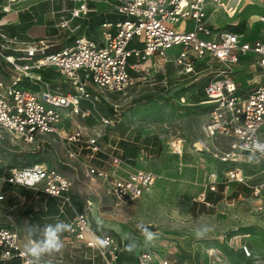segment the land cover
Returning <instances> with one entry per match:
<instances>
[{
    "label": "built area",
    "instance_id": "1",
    "mask_svg": "<svg viewBox=\"0 0 264 264\" xmlns=\"http://www.w3.org/2000/svg\"><path fill=\"white\" fill-rule=\"evenodd\" d=\"M23 1L27 0H0V140L25 147L35 145L34 150L39 151L45 149L42 138L52 136L67 141L71 157L86 148L94 155L101 151L98 138L103 133L99 132L114 126L117 120L100 114L103 129L98 132L82 123L93 115L92 109L83 103H90L94 108L98 102L108 103L115 106L114 117H119L121 113L108 95L125 94L135 80L150 76L152 65L173 63L183 74L194 75L197 64L204 62L211 74L200 89L202 99L196 103L210 107L203 128L204 139L195 146L224 163L241 164L227 168L228 181L247 185L255 196L261 194L264 153L257 152L255 144L264 143V12L254 15L250 25L245 21L246 29L241 33L229 28L241 22L242 4L253 2L113 0L114 10L108 14L115 18L108 19V14L104 13L97 33L89 37L77 34L80 28L77 22L98 12L90 3H107L108 0H32L33 3L25 6ZM55 1L73 4L70 9L52 8L50 12V20L58 13H66L54 26L58 31L72 32L71 44L52 51L54 45L49 43L48 36L21 41L3 32L2 27L12 24L8 18L13 12L19 18L20 13L31 11L40 3ZM221 10L226 16L223 26L211 21V16ZM218 18L223 20V15L219 14ZM136 37L141 48H129ZM172 49L177 52L170 55ZM131 57L135 58L132 63ZM160 82L165 84L166 77ZM199 92L196 89L193 96ZM186 101L181 97L182 103L189 104ZM221 140L228 143V149L220 153L211 151ZM176 143L181 148V141L171 144L174 152H179ZM104 154L106 158L100 159L101 166L85 163L84 180L89 191L83 200L78 198L73 178L55 167L34 163L0 167V202L6 198L7 192L2 191L5 183L56 199L59 212L64 215L62 221L70 226L67 234L60 238L63 248L71 249V258L78 257L80 250L87 264H122L121 256L127 252L126 242L115 233L105 232L108 228L96 222V211L110 214L114 219L122 212L131 211L151 190L158 176L144 169H127L124 173V161L119 156ZM250 155L259 163L250 161ZM248 166L257 168L258 179L252 185L244 174ZM100 189L108 203L95 202L96 197L103 198L98 193ZM208 189L215 191V185ZM7 218L9 226L0 227L1 262L82 264L70 263L62 254L52 257L44 253L38 259L24 255L26 245L40 240L22 233L15 220L11 216ZM104 239L107 244L100 243ZM170 247L149 242L140 247L135 264H189L179 255L174 256ZM240 250L244 256H252L248 245H241ZM202 251L199 249V254ZM203 253L208 264H228L214 246H208Z\"/></svg>",
    "mask_w": 264,
    "mask_h": 264
},
{
    "label": "rangeland",
    "instance_id": "2",
    "mask_svg": "<svg viewBox=\"0 0 264 264\" xmlns=\"http://www.w3.org/2000/svg\"><path fill=\"white\" fill-rule=\"evenodd\" d=\"M250 2L254 4H242L239 15V20L247 21L249 25L254 21V15L264 12V0ZM22 3L25 6L33 1ZM72 6V3L55 1L53 4L40 3L32 8L44 13L52 8L62 10ZM95 8L98 12L87 16L88 23L94 24L99 15L111 13L114 10L113 0L107 3L99 1L95 3ZM224 13L223 10L215 12L211 21L219 26L225 25ZM65 14H56L51 22H48L50 13L43 15L46 22L40 20L42 23L31 28L29 33L33 37L48 35L46 38L54 45L51 50L61 49L63 44L73 38L69 30L58 31L54 26L55 21ZM219 14L223 15V20L218 18ZM12 15L8 18L9 23L16 24V15L14 12ZM83 22H77L76 25H80L77 34ZM254 25L256 28L257 24ZM97 29L98 26L93 33H97ZM134 47L141 48L137 37L129 45V48ZM176 52L177 49H172L169 54ZM129 61L132 63L135 58L131 57ZM152 69L150 76L135 80L125 94L108 95L109 101L117 106L121 115L116 118L114 126L105 131L99 132L103 129L99 115L113 118L111 107L102 101L96 103L95 108L90 103H83L92 109L93 115L82 123L103 133L98 138L101 148L99 153L93 155L86 148L71 157L67 141L52 136L42 138L45 149L39 151L34 150L35 145L25 147L9 140H0V167H23L34 163L55 167L76 181L78 198L83 200L89 191L84 180L85 163L101 166V155H117L124 161V173L127 169H144L158 174L154 186L132 206V210L115 217L119 229L113 233L125 242L129 240V246H132L131 250L127 249V261L135 260L141 246L157 242L159 245H171L174 256L179 255L182 261L189 264H208V258L203 253L208 246L218 248L228 264H264V190L255 196L247 185L228 181L226 170L241 164L224 163L210 152H203L195 146L204 139L203 128L208 119L210 106L196 102L202 99L200 89L211 74L210 69H206L204 62L197 64L194 75L183 74L173 63L152 65ZM160 74L166 77L165 84L158 79ZM196 89L200 92L193 96ZM181 97H185L189 104L182 103ZM175 141H181L179 152H174L171 145ZM197 146L200 147V144ZM215 146H212L211 151L220 153L228 149L225 140L217 141ZM72 151H75L74 147ZM256 171L257 168L253 166L244 169L251 185L257 182ZM210 185H215V194H221L220 186H224L221 194L223 198L217 203L203 201V196L211 192L208 189ZM5 197V202L0 205V216H11L22 233L41 241L45 238V229L57 224L54 218L45 217L46 198L38 196L34 190L11 187ZM102 197L94 198L95 202L108 203L105 193ZM211 209L213 212L208 213ZM145 226L152 227V240H147L146 235H138L143 233L141 227ZM205 227L209 231L203 238H198L196 231ZM241 245H248L252 249V256H244ZM199 249H203L200 254ZM69 251V248H62L59 252L46 254L54 257L61 253L67 259Z\"/></svg>",
    "mask_w": 264,
    "mask_h": 264
},
{
    "label": "trees",
    "instance_id": "3",
    "mask_svg": "<svg viewBox=\"0 0 264 264\" xmlns=\"http://www.w3.org/2000/svg\"><path fill=\"white\" fill-rule=\"evenodd\" d=\"M90 7L91 8H95V4L94 3H90ZM50 11L47 10L48 13H50ZM47 12L41 13L39 10H35V8L34 9L32 8L31 11H26V12L20 13V15H19L20 23L10 24V25L4 26V27H2V30L9 37L17 36V38L19 40H21V41L30 40L31 39V36H30V33H29L30 29L33 28L36 25L41 24L43 21H45V18L43 17V15L48 14ZM90 14H92V13H90ZM101 16L102 15H99L97 22L94 23V24L93 23H88L87 20H84V22L82 24L81 31L78 34L79 35L86 34L89 37H93V34H94L93 32H94L95 27L99 26L100 23H101V19H100ZM1 17H2V14L0 13V18ZM107 18L112 20L115 17L113 15H111V14H108ZM48 22H51V20L48 21ZM230 27H232V29H231L232 31L237 32V33H241V32H243L246 29V23H245V21H241V22H239L238 25L230 26ZM55 35H53V36H55ZM73 41H74V37L70 38L67 41V43L63 44L60 48H63L66 45L71 44ZM164 77L165 76L163 74L158 75V79L160 81H162L164 79ZM106 104H108V103H106ZM108 106H109V108L111 107L110 109H111L113 118L114 119L118 118V117H114V115H115L114 108L111 105H109V104H108ZM101 156L106 158L105 155H101ZM9 167H11V166H8V168ZM0 171H2V170H0ZM11 187L12 186L10 184L5 183L4 186H3L2 191L7 192V191H9L11 189ZM223 189H224V186L221 185L220 186V191H219L221 194L223 192ZM221 194H215L213 191H211L206 196V201L210 202V203H217L223 198V196ZM45 197L47 198L46 199V201H47L46 202L47 203V209L44 211L45 217L46 218L47 217L54 218L57 223L59 221L64 220V215L60 214V212H59L58 201L56 199H54V198H49L46 195H45ZM50 201L52 202L51 205H50ZM4 202L5 201L0 202V205H1V203H4ZM211 212H213V209H211L208 213H211ZM8 226H9V222H8L7 217H5V215L4 216H0V227H8ZM144 228H147L149 232H151V230H152V227H148V226L141 227L142 230ZM67 232H68V230L64 231L61 234L64 235V234H67ZM105 232L106 233H111L108 230H106ZM128 248H129V240H126V249H128ZM0 264H20V261L19 260H13V261L6 262V263L0 261Z\"/></svg>",
    "mask_w": 264,
    "mask_h": 264
},
{
    "label": "clouds",
    "instance_id": "4",
    "mask_svg": "<svg viewBox=\"0 0 264 264\" xmlns=\"http://www.w3.org/2000/svg\"><path fill=\"white\" fill-rule=\"evenodd\" d=\"M255 149L257 152L264 153V143L259 141L255 144ZM250 161H255L259 163V160L254 157V155L249 156ZM70 226L63 221H59L55 227L49 225L45 229V239L39 242H32L31 246H25L24 255L31 256L33 258H39L41 254L48 253L51 254L52 252H59L63 247V242L60 238L61 233L68 230ZM209 231V228L205 227L203 229H198L196 231V236L198 238H203L205 234ZM143 234L146 235L147 240H152L154 234L149 232L147 228L143 229ZM101 244H107V240H101ZM132 246H129L128 250H131Z\"/></svg>",
    "mask_w": 264,
    "mask_h": 264
},
{
    "label": "crops",
    "instance_id": "5",
    "mask_svg": "<svg viewBox=\"0 0 264 264\" xmlns=\"http://www.w3.org/2000/svg\"><path fill=\"white\" fill-rule=\"evenodd\" d=\"M13 16V15H12ZM14 19H15V21L14 22H18V20L20 19V18H18V17H16V16H14ZM35 27V26H34ZM30 36H31V38H43V37H46V36H48V35H44V36H40V37H33L31 34H30ZM153 172V171H152ZM156 174V173H155ZM158 175V174H157ZM98 193L100 194V195H103V192H102V190L100 189L99 191H98ZM38 196H44V198H46L45 197V195L44 194H42V193H40V194H38ZM47 199V198H46ZM97 199V198H96ZM47 202V201H46ZM47 209V203H46V205H45V208H44V210H46ZM127 213H129L128 211H127ZM127 213H125V214H127ZM96 222H100V223H102V224H104V225H106L107 226V228H108V231H110L111 233H113L114 231L115 232H118V229H119V224H116V219H114L110 214H107V213H105V214H100V213H98L97 211H96ZM65 235V234H64ZM63 234H61V236H64ZM32 236V235H31ZM34 237V236H33ZM36 238V237H35ZM39 239V238H38ZM45 239V238H44ZM40 240V239H39ZM42 241V240H41ZM71 253V249H70V251H69V254ZM61 254V253H60ZM60 254H58V255H60ZM127 254V252L126 253H124L122 256H121V262H122V264H125V263H127V262H129V264H135V261H136V258H137V255H136V258H135V260L134 261H127V259L125 258V255ZM138 254V253H137ZM78 256L79 257H73V258H71V256H69V258H67V260L68 259H71L69 262L70 263H82V264H87V262H85V261H83L82 260V257H81V254H80V252H78Z\"/></svg>",
    "mask_w": 264,
    "mask_h": 264
},
{
    "label": "bare ground",
    "instance_id": "6",
    "mask_svg": "<svg viewBox=\"0 0 264 264\" xmlns=\"http://www.w3.org/2000/svg\"><path fill=\"white\" fill-rule=\"evenodd\" d=\"M177 150L180 149V146L178 144H176Z\"/></svg>",
    "mask_w": 264,
    "mask_h": 264
}]
</instances>
